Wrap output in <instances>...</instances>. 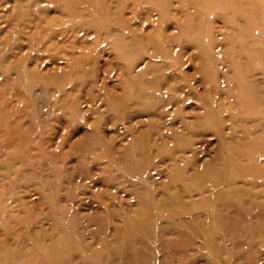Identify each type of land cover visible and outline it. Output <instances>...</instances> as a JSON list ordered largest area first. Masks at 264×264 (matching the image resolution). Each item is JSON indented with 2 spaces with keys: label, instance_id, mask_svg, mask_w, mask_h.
<instances>
[{
  "label": "rangeland",
  "instance_id": "obj_1",
  "mask_svg": "<svg viewBox=\"0 0 264 264\" xmlns=\"http://www.w3.org/2000/svg\"><path fill=\"white\" fill-rule=\"evenodd\" d=\"M195 22L197 47H184L196 37ZM111 31L130 42L128 61L112 50ZM146 36L167 45L172 68L165 73L185 88L166 94L164 73L160 80L153 75L158 81L149 89L158 103L121 120L114 113L124 90L121 65L138 55L136 69L150 61L140 55ZM207 94L222 131L243 148L239 160L254 155L264 167V0H0V263L11 253L18 264H264V215L253 210L217 218L212 247L198 222L186 244L175 229L163 231L167 218L155 208V228L140 232L133 218H144V199L162 196L172 171L160 162L126 170L121 159L102 156L106 145L127 158L134 137L141 150L163 139L175 146L179 105L158 116L164 122L154 114L167 97L181 99L183 120L192 121ZM255 126L261 138L243 144V132ZM181 132L196 163L212 171L219 149L212 128ZM246 184L262 189L264 199L261 181ZM180 195L178 206H188L186 193ZM108 243L118 252L105 257Z\"/></svg>",
  "mask_w": 264,
  "mask_h": 264
},
{
  "label": "bare ground",
  "instance_id": "obj_2",
  "mask_svg": "<svg viewBox=\"0 0 264 264\" xmlns=\"http://www.w3.org/2000/svg\"><path fill=\"white\" fill-rule=\"evenodd\" d=\"M255 8L257 7L255 6ZM193 13L196 15L197 19L199 16L198 10L195 9ZM198 26L199 24L197 22L193 24L192 32L194 30V35H196V37H189L184 47L190 46L191 49H194L195 46L197 47L195 41H198L196 31V28ZM109 34L111 35V37H113L110 41L111 48L112 50L114 49L116 51L119 58L126 60L127 55H130L131 53L133 54L134 50H132L131 45L128 46V43L130 42L125 41V36L119 34L115 35L113 34V31H111ZM146 37L148 39V43L140 55L147 56L150 61L146 62L143 67L136 69L138 62L140 61V56L138 55V57L133 59L132 61H129L126 64L123 63L121 65L124 90L123 94L119 95L118 100L114 105V113L116 115V118L119 117L121 120L129 119L134 114H141L143 112H146L150 109L151 105L156 103L157 100L155 102H152V99L158 97H156L155 95L156 91L152 92L149 88L155 85L158 80L152 79L151 76L154 75L157 78H159L160 76L161 78L162 73L165 74H163V76L164 82H167V84L165 85L166 94H168V92L174 94L176 91H183L185 88V85H182V87L181 85H177L179 80L176 75L174 76V74L172 73L168 75L165 73L167 70H170V68H172L170 61L167 60L168 57L172 56L171 51L166 48L167 45L165 43L163 44L158 39L156 41L155 38H149V36ZM158 56L162 57V59L164 60L162 64H158L155 61L154 58H157ZM83 57L80 56L77 57V59L82 61ZM201 74L204 75L203 72H201ZM171 81H175L174 87L171 86ZM200 85H202V83ZM208 85L209 86L204 84V87L208 91V93H210L212 87L210 84ZM192 92L193 94H195L194 89L190 90V93ZM167 98L163 101V110L155 113L154 116H156L157 119L161 120V118L158 116H162V114H165L167 108L173 105H179L173 119H177L178 122L180 120V130H178L177 127V129H171L172 137L174 139H179V142H177L175 146L169 145L168 147L167 144H165V140L163 139V142L151 143L147 146L148 148L145 147L144 150H141L136 146L138 138L134 137L133 140H135V146L133 151L126 155L127 158L116 155L114 156L112 152L108 153V148L106 147V145L103 148L102 156H104V158L106 157L107 159H121L124 163V166L126 167H124V169L126 170L127 168H129L128 170H131L133 164L135 166L138 165L139 167H141V165L145 166L147 162L148 164L151 163V165L153 166L156 165V163L160 162L161 164H165L166 168H169L172 171L170 172V177L166 179L167 181L164 187L163 195L160 197H156L153 202L151 198L152 203L149 202L147 197L144 199V205H146L148 209L145 213H142L144 218H142L141 216L133 218V221L135 222L136 227L140 232L143 231L142 233L149 234L150 230H153L152 228H155L151 217H153L152 212L156 209V211L161 212L160 216H165L167 218V224L163 226V231L175 229L174 231L179 233L182 239L181 242L183 244H186L188 240L187 237L195 232V224L193 225V223L198 222L203 226L205 235L203 240H206L204 244L206 243L209 247H212L213 245H215L214 240L216 238V233L218 232V229L216 227L219 226V224L217 223V218L219 220L229 213L237 214L241 209H248L249 211L253 210L256 213V216L264 215V199L261 198L263 190L260 189L257 192H253L246 187V183L250 184V186H253L252 184L261 181V184H264V167L257 166V158L254 155H249L248 158H246V162H242L239 160L244 156L243 148L234 146L232 144V138L225 135V133L222 131L219 113L215 109L214 101L208 94L205 97H199L198 101L202 103L203 111L201 113L199 112L193 114L192 121H186L185 118L183 120L184 113L180 108V105L182 103L181 99L180 101H174L170 97ZM152 120H154V118H152ZM161 121L164 122L165 120ZM158 124L159 122H157V125ZM202 125L204 127L207 126V128H212V131L215 133L216 137H218L217 143L219 145V149L214 155V169L212 170L213 172L210 170L211 165L207 166V163L202 162L196 163V155H194V152L192 150L188 149V144L184 135H178V133H182L181 131L192 133L195 128H198ZM257 128L258 127L249 128L247 132H243V144H254L255 140L261 138V136L257 134ZM157 129L158 128H156L155 130L158 131ZM230 133L231 132H229L228 134ZM149 143L150 142H148V144ZM188 143H190V141H188ZM153 150H156V152H154ZM143 159L146 160L145 163H143ZM238 182L242 184H239ZM177 186H179L180 188L179 192L178 190H169L171 189V187H174V189L176 190ZM207 191H211L210 194L206 195L205 198L200 199V201H196V199H194L195 201L193 199L190 200L194 194L204 196V193ZM181 192H185V196H188L190 201L188 206H178L184 203L180 195ZM156 218L158 219V216ZM103 246L104 249L102 251L106 252L104 254L105 257H107L108 255H115L118 252V248L114 243H108L107 245ZM139 256L140 258H142L141 252ZM139 256H137V258H139ZM3 259V262H1L0 264H18V261L11 255V253L10 255L9 253L3 255Z\"/></svg>",
  "mask_w": 264,
  "mask_h": 264
}]
</instances>
